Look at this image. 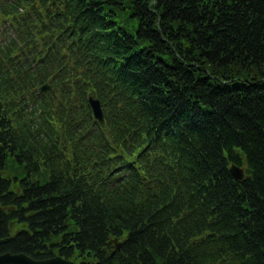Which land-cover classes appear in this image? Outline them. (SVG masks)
Listing matches in <instances>:
<instances>
[{
	"label": "trees",
	"instance_id": "trees-1",
	"mask_svg": "<svg viewBox=\"0 0 264 264\" xmlns=\"http://www.w3.org/2000/svg\"><path fill=\"white\" fill-rule=\"evenodd\" d=\"M72 2L103 15L110 56L124 62L128 80L197 138L193 177L153 197L90 196L47 167L0 108V254L42 259L60 249L87 264H264V0ZM235 147L246 157L242 182L226 169L228 160L243 164ZM15 218L29 233L10 239ZM124 231L121 253L109 258L107 235Z\"/></svg>",
	"mask_w": 264,
	"mask_h": 264
},
{
	"label": "water",
	"instance_id": "water-1",
	"mask_svg": "<svg viewBox=\"0 0 264 264\" xmlns=\"http://www.w3.org/2000/svg\"><path fill=\"white\" fill-rule=\"evenodd\" d=\"M0 264H68L62 262L60 259H52L48 261L35 262L22 255L19 256H8L4 255L0 258Z\"/></svg>",
	"mask_w": 264,
	"mask_h": 264
}]
</instances>
